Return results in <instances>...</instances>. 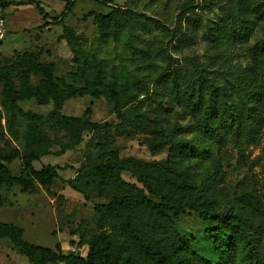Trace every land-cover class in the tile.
<instances>
[{"label":"trees","instance_id":"1","mask_svg":"<svg viewBox=\"0 0 264 264\" xmlns=\"http://www.w3.org/2000/svg\"><path fill=\"white\" fill-rule=\"evenodd\" d=\"M76 1L68 0L63 11L55 17L56 21L63 22ZM92 1L115 8L100 17L101 25L117 27L118 8L112 0ZM34 3L44 17H49L39 3ZM203 6L212 10L214 16L204 20L197 16L188 18L187 29L173 34L174 45L186 47L203 39L211 44L217 55L224 49L228 53L232 49L245 48L246 62L236 71H216L213 66L202 63L194 64L190 70L169 66L155 78L147 92V109L144 111L137 107L126 108L132 100L102 78L74 86L56 77L53 64L40 62L31 52L22 55L19 67H0L2 106L9 113L8 130L14 139L24 141L23 149H0V208L4 203L3 187L21 186L26 192H34L39 184L48 189L60 178L59 167L47 164L35 169L33 163L43 156L62 155L74 149L84 140L85 132L103 129L110 133L113 130L120 136L141 133L150 150L157 152L169 147L168 157L161 163L135 157L121 158L115 146L107 151L106 161L89 162L80 169L74 181L95 180L98 195L109 199L107 203L93 205L100 218L98 231L87 242L86 256L63 253L60 245L54 249L32 243L25 239L22 227L0 221V239H9L30 263L264 264V249L258 246L264 234L260 222L238 207L220 206L216 196L206 188L207 165L204 164L200 174L194 171L197 162L209 159L215 148L225 145L222 138L225 133L249 130L250 122L261 121L259 112L264 109V0H204ZM237 24L241 25L240 32L236 31ZM62 37L72 48L77 43V37L68 26L64 27ZM73 49L74 59L78 62L79 50L77 54ZM209 59L214 61L216 58L210 56ZM32 75L41 76L38 84L31 83ZM137 91L141 92L140 89ZM102 94L111 99L119 122L95 123L86 117L90 109L82 117L59 112L68 99ZM23 100H34L38 105L53 102L54 130L63 132L67 140L50 137L44 127L46 117L23 110L20 106ZM19 116L29 124L23 136L16 128ZM107 142L115 143L114 138ZM55 147L58 150H54ZM17 159L24 171L19 176L13 175L8 167ZM123 172L135 176L141 187L125 181ZM186 211L197 212L207 223L206 233L215 246L216 261L196 253L173 226L172 218Z\"/></svg>","mask_w":264,"mask_h":264},{"label":"rangeland","instance_id":"2","mask_svg":"<svg viewBox=\"0 0 264 264\" xmlns=\"http://www.w3.org/2000/svg\"><path fill=\"white\" fill-rule=\"evenodd\" d=\"M19 1L21 3L4 4L2 8L7 34L0 50V67H19L22 55L31 52L40 62L53 64L55 76L74 86H83L86 82L102 78L132 100L126 108L146 110L147 92L155 78L169 66L190 70L194 64L202 63L213 66L211 68L216 71H236L247 60L245 48L232 49L228 53L224 49L217 55L211 44L203 39L186 47L174 45L173 34L187 29L188 18L197 16L204 20L214 16L212 10L203 6L204 0H112L118 8L115 28L101 25L100 16L115 9L110 5L77 0L71 12L60 22L55 17L63 11L68 0ZM34 2L39 3L49 17H44ZM65 26L77 37L73 48L77 54L79 50L78 62L74 59L72 46L62 37ZM237 26L236 31L240 32L241 25ZM210 56L216 59L211 61ZM40 79L41 76L32 75L31 83L38 84ZM2 88L0 84V149H23L24 141L14 139L8 130L9 113L2 106ZM139 89L141 92L137 91ZM20 106L25 111L31 110L46 117L44 127L50 137L67 140L63 132L54 130L53 102L38 105L34 100H23ZM87 109L90 112L86 117L95 123L119 122L114 104L106 94L68 99L59 112L82 117ZM259 117L260 122L249 123V130L225 133L222 136L225 145L215 148L209 159L197 162L194 171L200 174L204 164L207 165L206 188L216 196L220 206L240 208L260 222L263 229L264 109H260ZM28 125L26 119L19 116L16 128L21 136L26 133ZM111 138H114L113 145L107 142ZM115 146L121 158L135 157L148 162H165L169 154V147L157 152L150 150L141 133L120 136L115 135L113 130L110 133H105L103 129L85 132L84 140L74 149L62 155L43 156L33 163L35 169L47 164L59 167L60 178L55 179L48 189L39 184L34 192H26L21 186L2 188L4 203L0 208V221L22 227L25 239L32 243L54 249L60 245L63 253L75 252L86 256L89 249L87 242L98 231L100 218L93 205L107 203L109 199L98 195L95 180L74 179L89 162L106 161L107 151ZM8 167L15 176L24 174L18 159ZM122 178L141 187L137 178L129 172H123ZM172 223L196 253L211 261L217 260L215 246L206 233L207 223L197 212L186 211L173 217ZM258 246L264 249V234ZM0 264L32 263L17 251L9 239H0Z\"/></svg>","mask_w":264,"mask_h":264},{"label":"built area","instance_id":"3","mask_svg":"<svg viewBox=\"0 0 264 264\" xmlns=\"http://www.w3.org/2000/svg\"><path fill=\"white\" fill-rule=\"evenodd\" d=\"M13 1H19V0H0V50H1L2 42L4 41L6 34H7V28L5 25V19L2 13V8L4 4H7Z\"/></svg>","mask_w":264,"mask_h":264}]
</instances>
